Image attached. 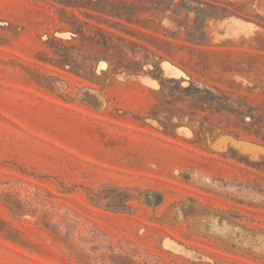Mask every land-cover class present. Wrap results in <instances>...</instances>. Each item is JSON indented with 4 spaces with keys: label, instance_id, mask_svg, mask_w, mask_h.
Listing matches in <instances>:
<instances>
[{
    "label": "rangeland",
    "instance_id": "obj_1",
    "mask_svg": "<svg viewBox=\"0 0 264 264\" xmlns=\"http://www.w3.org/2000/svg\"><path fill=\"white\" fill-rule=\"evenodd\" d=\"M226 136L264 147V0H0V264H264Z\"/></svg>",
    "mask_w": 264,
    "mask_h": 264
},
{
    "label": "water",
    "instance_id": "obj_2",
    "mask_svg": "<svg viewBox=\"0 0 264 264\" xmlns=\"http://www.w3.org/2000/svg\"><path fill=\"white\" fill-rule=\"evenodd\" d=\"M206 130V129H205ZM209 132L206 130V135H209L208 134ZM225 139H228L231 144L237 146L240 150L244 151V152H247V153H251V154H256L257 151H264V147L261 146V145H257L253 142H247V141H244V140H238L234 137H225Z\"/></svg>",
    "mask_w": 264,
    "mask_h": 264
},
{
    "label": "trees",
    "instance_id": "obj_3",
    "mask_svg": "<svg viewBox=\"0 0 264 264\" xmlns=\"http://www.w3.org/2000/svg\"><path fill=\"white\" fill-rule=\"evenodd\" d=\"M199 11H201L202 13H204L205 11H203V9L201 8V9H198ZM211 15L210 14H208V13H206L205 15H204V19H205V17H210ZM214 16H218V15H214ZM185 89H188V87H186Z\"/></svg>",
    "mask_w": 264,
    "mask_h": 264
}]
</instances>
